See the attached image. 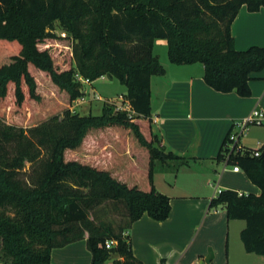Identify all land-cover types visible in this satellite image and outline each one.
<instances>
[{
  "label": "trees",
  "instance_id": "1",
  "mask_svg": "<svg viewBox=\"0 0 264 264\" xmlns=\"http://www.w3.org/2000/svg\"><path fill=\"white\" fill-rule=\"evenodd\" d=\"M243 5L255 12L264 0H0L3 264H52L53 248L86 232L91 264H145L125 232L145 213L169 217L170 197L156 189L154 172L158 162L183 159L153 132L151 78L166 74L154 44L165 40L174 64L202 63L213 89L248 97L252 74L264 69V46L236 48L231 25ZM57 21L67 36L55 32ZM76 75L119 80L134 116L108 103L100 114L72 112L85 95ZM255 150L232 152L230 164L261 194L223 189L211 207L244 220L245 250L264 256V144ZM130 165L143 168V188L121 179ZM109 201L123 211L119 221L91 218ZM110 239L117 245L107 249Z\"/></svg>",
  "mask_w": 264,
  "mask_h": 264
},
{
  "label": "crops",
  "instance_id": "2",
  "mask_svg": "<svg viewBox=\"0 0 264 264\" xmlns=\"http://www.w3.org/2000/svg\"><path fill=\"white\" fill-rule=\"evenodd\" d=\"M231 33L238 50L264 46V8L251 12L243 5L232 22ZM156 47L168 48L165 40H157L153 52ZM171 64L165 66L166 74L151 78L152 128L160 145L183 159L157 163L154 185L170 197L171 212L163 221L145 213L133 222L125 232L133 253L145 264H264L238 239L246 222L229 219L223 206L211 207V200L223 189L261 194V188L245 171H234L232 165L224 167L225 139L234 123L255 107L264 110V69L252 74V93L242 97L210 87L202 63ZM91 93L95 94L94 88ZM240 144L260 148L264 130L247 129ZM163 179L165 182H160ZM87 236L53 248L51 263L91 264Z\"/></svg>",
  "mask_w": 264,
  "mask_h": 264
},
{
  "label": "rangeland",
  "instance_id": "3",
  "mask_svg": "<svg viewBox=\"0 0 264 264\" xmlns=\"http://www.w3.org/2000/svg\"><path fill=\"white\" fill-rule=\"evenodd\" d=\"M56 33H59L62 31L59 22H56ZM154 53L159 56V59L161 63L164 65V67L167 65H172L171 62L169 61L168 57V48H160L156 47L154 50ZM5 54L4 50L0 46V56H3ZM68 62V59H67ZM165 67V68H166ZM92 88L95 89V94L92 95L91 93ZM84 90L87 91V94L85 93V99L81 103H77L74 101L71 105L73 107V112L74 113H79V114H100L102 112V107L104 103L111 104V101H115L119 99L120 95H125L127 92V88L125 85H123L119 80L116 78H111L109 76H102L98 78L97 80L93 81L91 85H86L84 84ZM91 95L93 98H91ZM101 95V99H98L97 96ZM17 113V112H16ZM62 111H60L59 114H61ZM9 114H6L3 116L4 119L7 121ZM39 121H33L31 122L32 125L38 123ZM248 129L251 131L255 132H262L264 130L263 126L259 125H249ZM246 132V131H245ZM226 152V151H225ZM30 163L26 164V169L29 170ZM127 171L122 175L121 179L125 182H127L129 185L133 186L137 184L139 187L143 188L144 186V176H143V168L142 167H137L135 165H130V167L126 168ZM166 177V176H165ZM160 182H165L164 179ZM169 182H172V178L169 179ZM177 192V191H176ZM212 210L214 208L212 207ZM123 211L116 210V208L113 206V202H105L103 205L99 206L95 210L91 211V218H95L96 221H110L111 219H115L119 221L121 219V215ZM242 224H245L244 220L239 221ZM232 238H234V233L231 232ZM86 235H88V232H86ZM238 239L241 242V237L238 235ZM232 240V239H231ZM243 245V242H242ZM255 254V253H254ZM117 254L112 255L113 256ZM255 257H260V259H263L264 261V256L263 255H258L256 254ZM0 264H3L0 261Z\"/></svg>",
  "mask_w": 264,
  "mask_h": 264
},
{
  "label": "built area",
  "instance_id": "4",
  "mask_svg": "<svg viewBox=\"0 0 264 264\" xmlns=\"http://www.w3.org/2000/svg\"><path fill=\"white\" fill-rule=\"evenodd\" d=\"M56 32V30H55ZM58 35L65 37L67 36V32L62 30L61 32L57 33ZM77 79H79L83 84H88L91 81L89 79H85L80 75H76ZM98 99H101V96H97ZM85 99V95L76 99L75 101L79 104L83 102ZM111 104H113L118 111H124L126 112L130 117H133L135 112L132 109L129 100L124 96L120 95L119 99L115 101H111ZM71 111L73 112V107H70ZM264 125V110H262L260 107H255L252 112L245 117L244 119L237 121L234 123V129L229 134L228 141L226 143L227 146V153L225 158V167L227 168L230 164V155L232 152H237L239 150H243L244 147L240 144V138L245 133V131L248 129L249 125ZM260 151L258 148L255 150V155H259ZM232 168L234 171H239L240 168L237 165H232ZM220 192V191H219ZM117 245V240L110 239L107 240L105 243V247L107 249H111L112 247Z\"/></svg>",
  "mask_w": 264,
  "mask_h": 264
}]
</instances>
